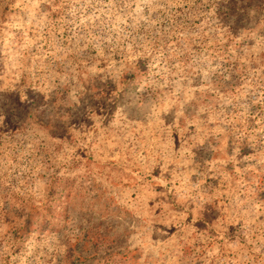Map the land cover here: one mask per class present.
<instances>
[{"label": "rangeland", "instance_id": "obj_1", "mask_svg": "<svg viewBox=\"0 0 264 264\" xmlns=\"http://www.w3.org/2000/svg\"><path fill=\"white\" fill-rule=\"evenodd\" d=\"M0 264H264V0H0Z\"/></svg>", "mask_w": 264, "mask_h": 264}]
</instances>
